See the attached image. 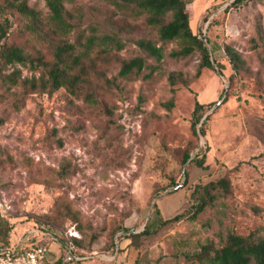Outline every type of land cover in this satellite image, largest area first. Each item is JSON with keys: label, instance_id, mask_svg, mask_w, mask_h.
Masks as SVG:
<instances>
[{"label": "rangeland", "instance_id": "rangeland-1", "mask_svg": "<svg viewBox=\"0 0 264 264\" xmlns=\"http://www.w3.org/2000/svg\"><path fill=\"white\" fill-rule=\"evenodd\" d=\"M235 2L187 1L191 30L207 38L212 67L201 65L199 48L171 55L180 42L160 40L144 16L116 15L106 0H69L65 8L75 26L66 38L95 34L93 51L112 49L109 59H94L79 94L31 89L27 80L41 71L28 61L2 69L20 82L0 81V222L10 223L8 247L28 231L47 241L38 229L58 233L73 223L85 264H198L183 252L208 241L218 245L229 231L264 235V2ZM27 3L47 13L44 0ZM10 21L6 44L51 58L24 18L15 13ZM114 33L118 50L102 37ZM142 37L162 47L159 62L138 49L135 39ZM224 44L240 55L236 71ZM136 55L145 58L144 67L119 75L120 60ZM86 91L94 102L84 98ZM196 99L218 102L203 115V135L199 123L196 133L191 126ZM203 151L206 167L182 163L186 153ZM220 177L229 180V192L195 219L181 218L133 243L124 237L149 218L188 209L194 185ZM48 244L51 251L58 247L57 240Z\"/></svg>", "mask_w": 264, "mask_h": 264}, {"label": "trees", "instance_id": "trees-1", "mask_svg": "<svg viewBox=\"0 0 264 264\" xmlns=\"http://www.w3.org/2000/svg\"><path fill=\"white\" fill-rule=\"evenodd\" d=\"M66 1L69 0H44L47 13L43 16L40 11L30 6L27 0H0V81L7 80L13 84H20L12 78L11 74H5L2 69L7 65H23L28 61L33 68H38L41 71L38 77L33 76L30 80H27L31 89L50 93L59 87H64L71 94L78 95L81 86L90 82L88 72L93 67L94 59H109L111 57V47H99L96 51H93L97 38L95 34L86 35L83 40L81 39L82 32H79L74 41H69L66 38L75 26L73 23L74 16L65 8ZM106 1L113 7L116 15H129L133 18L144 16L145 23L156 30L160 40H178L181 44L180 49L171 51V55H186L199 48L201 65L212 67L209 50L203 41L204 38L208 42L207 38H200L191 30L189 15L186 10L188 0ZM241 1L243 0H236L235 3ZM261 1L264 2V0ZM15 13L24 18L26 28L38 42L49 46L51 55L49 60H46L43 54H39L40 52L37 56L32 57L27 55L22 47L4 42L11 27L10 16ZM102 37L105 40H111L117 50L121 48L122 43L116 33L112 35L104 34ZM101 44L105 46L107 42ZM135 44L147 57L153 58L156 62H159L163 57L162 47L153 43L149 38L135 39ZM223 49L230 66L236 71L241 60L239 53L229 44H224ZM86 60H88V66L85 64ZM144 64L145 58L141 55L121 59L118 73L121 76H126L133 70L139 72ZM216 66L217 74L223 75L222 64L216 62ZM83 96L90 102L95 101V96L91 92L86 91ZM213 103L215 101L208 103H201L197 99L194 101L191 112V126L194 133H196L195 127ZM206 118L198 128L201 135L204 134L203 125ZM189 159L198 167H206L204 164L205 151L201 154L196 153L193 156L186 153L182 158V163ZM184 175H186L185 172ZM229 187V180L225 177L210 180L203 184L197 183L190 193V198L193 201L188 209L177 212L171 217L149 218L142 230L137 232L125 230L126 232L123 235L129 238L130 243H133V240L138 236L155 233L162 226L181 218L195 219L206 206L214 203L219 194L228 193ZM154 211L156 213L158 211L155 203ZM69 225L75 224H68L58 233L45 229L38 230L62 239L63 230ZM9 230L10 223L7 220H2L0 222V232H2L5 239H0V244L3 246L0 245V248L8 247ZM77 240L78 238L72 237L75 252L78 256L83 257L82 252L77 248ZM183 256L187 260L197 261L198 264H264V235L254 237L249 234L243 235L229 231L224 237L220 238L218 245L208 241L198 250L183 252Z\"/></svg>", "mask_w": 264, "mask_h": 264}, {"label": "built area", "instance_id": "built-area-1", "mask_svg": "<svg viewBox=\"0 0 264 264\" xmlns=\"http://www.w3.org/2000/svg\"><path fill=\"white\" fill-rule=\"evenodd\" d=\"M37 231L41 237L47 238V241L45 239H33L28 231L27 234L18 237L13 248H0V264H71L83 258L76 254L72 242V237L79 238L75 225H69L63 230L62 239ZM57 239H59L61 247L60 255L56 260L49 261L46 259L49 250L48 242Z\"/></svg>", "mask_w": 264, "mask_h": 264}, {"label": "crops", "instance_id": "crops-1", "mask_svg": "<svg viewBox=\"0 0 264 264\" xmlns=\"http://www.w3.org/2000/svg\"><path fill=\"white\" fill-rule=\"evenodd\" d=\"M57 245H58V247L55 249V251H51L50 250V246H48L49 250H48V252L46 254V259L47 260L53 261V260H56L59 257L60 252H61V247H60L59 239H57ZM49 252H51V253L54 254L52 258H49V256H48V253ZM85 263H87V261L84 258H82L81 260H79V262L71 263V264H85Z\"/></svg>", "mask_w": 264, "mask_h": 264}, {"label": "water", "instance_id": "water-1", "mask_svg": "<svg viewBox=\"0 0 264 264\" xmlns=\"http://www.w3.org/2000/svg\"><path fill=\"white\" fill-rule=\"evenodd\" d=\"M211 62H213L212 59H211ZM217 104H218V102H215L211 108H213V107L216 106ZM203 120H204V116L201 118V120H200V122H199V125L202 123Z\"/></svg>", "mask_w": 264, "mask_h": 264}]
</instances>
